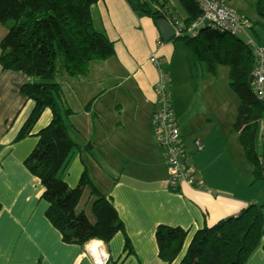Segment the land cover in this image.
Wrapping results in <instances>:
<instances>
[{
	"label": "crops",
	"instance_id": "1",
	"mask_svg": "<svg viewBox=\"0 0 264 264\" xmlns=\"http://www.w3.org/2000/svg\"><path fill=\"white\" fill-rule=\"evenodd\" d=\"M178 3L167 0V8L174 19L176 13L183 19L186 13ZM110 4L122 9L117 23ZM230 6L248 19L241 6ZM133 9L128 0H98L93 4V25L113 41L114 54L91 61L87 73L79 76L68 75L59 59L54 76L63 104L72 111L66 119L70 136L80 146L70 157L64 179L74 187L86 165L91 179L111 198L124 232L115 233L108 243L95 238L84 245L62 240L45 216L48 203L40 198V180L24 164L37 143V132L49 123L52 113L45 108L31 134L15 139L34 106L33 100L20 91L30 77L0 66V264H178L197 229L235 215L250 203H264L263 175L254 173L239 133L232 127L235 120L227 119L226 83L190 59V99L180 103L170 97L168 66L177 46L183 43L162 40L153 20L149 16L136 18ZM257 21H252L254 34L264 26L263 20ZM6 32L0 23V41ZM257 41L264 45L259 36ZM151 52L168 73V97L183 143L202 178V188L183 184L172 191L166 186L168 166L151 124L159 76L149 60ZM197 71L206 74L200 95L193 88L199 81ZM196 101L199 110L192 107ZM196 138L203 143L200 151L194 149ZM261 148L260 122L255 136L258 157ZM92 200L85 188L76 206V212L83 211L91 222L95 220ZM159 224L188 229L171 263L158 256L155 229ZM125 237L132 252L124 251ZM244 264H264L263 245Z\"/></svg>",
	"mask_w": 264,
	"mask_h": 264
},
{
	"label": "trees",
	"instance_id": "2",
	"mask_svg": "<svg viewBox=\"0 0 264 264\" xmlns=\"http://www.w3.org/2000/svg\"><path fill=\"white\" fill-rule=\"evenodd\" d=\"M97 1L0 0V23L7 29L0 41V66L3 70L21 71L30 77L20 91L34 102L15 139L30 135L42 111L50 109L51 120L37 132V143L24 164L40 180V198L48 203L46 218L58 229L64 242L80 245L94 238L108 243L115 233L124 232L111 198L91 179L86 165L74 187L64 179L70 157L80 146L69 133L66 119L72 111L63 104L61 87L54 79L56 61L61 55L68 75L79 76L87 73L91 61L104 60L114 54L113 41L93 25L91 6ZM132 2L135 9L142 10L155 24L159 18L170 23L174 20L167 0H151L154 7L146 0ZM178 2L186 13L183 27L191 26L200 16L196 1ZM255 5L258 15L264 18V0H255ZM252 28L251 23L254 34ZM254 38L257 40L256 34ZM169 41L188 46L193 59L204 63L208 72L215 74L218 65L228 67L229 86L239 100L233 128L239 133L254 173L261 174L255 136L264 119V104L255 97L248 81L255 65L250 46L238 35L206 26L196 35L182 30ZM85 188L93 198V222L83 211L76 212ZM187 234L188 229L159 224L155 229L158 256L171 263ZM260 245L264 247V203H250L235 215L197 229L178 264H244ZM124 251L132 252L128 237H125Z\"/></svg>",
	"mask_w": 264,
	"mask_h": 264
},
{
	"label": "built area",
	"instance_id": "3",
	"mask_svg": "<svg viewBox=\"0 0 264 264\" xmlns=\"http://www.w3.org/2000/svg\"><path fill=\"white\" fill-rule=\"evenodd\" d=\"M200 16L191 26L183 27V22L173 17L171 25L173 35H179L182 30L196 35L201 27H209L218 32L230 35L244 33L245 42L250 46L255 58L251 82L252 92L264 104V45L257 42L250 33L251 23L243 15L233 9L226 0H195ZM149 60L158 69V79L155 83V109L151 115L153 134L168 166L166 186L172 191H178L183 184L202 188V178L191 160V154L183 143L180 125L173 106L168 97V73L163 70L161 61L155 52H151ZM261 152L259 162L264 182V119L261 122ZM195 151L203 148L201 139L193 141Z\"/></svg>",
	"mask_w": 264,
	"mask_h": 264
},
{
	"label": "rangeland",
	"instance_id": "4",
	"mask_svg": "<svg viewBox=\"0 0 264 264\" xmlns=\"http://www.w3.org/2000/svg\"><path fill=\"white\" fill-rule=\"evenodd\" d=\"M146 1H148L149 3L151 2V0H146ZM226 2L228 4L230 3L232 6H235V7L241 6L240 8H243V10L245 11V14L247 15V18L249 19L250 23H252V21H257V19L263 20V22H264V18L259 16L257 13L255 0H229V2H228V0H226ZM129 4H130V6H132L130 2H129ZM178 4L181 6L180 3H178ZM94 5H96V3H94ZM109 7H110L111 15H112L115 23H117L119 21V19L122 17V9L120 7L115 8L111 4L109 5ZM132 12L134 13V16L136 18H143L146 16L142 12V10H140V9H138V10L133 9ZM175 18L182 21V18L180 16V14H178V13H176ZM257 22L259 24V21H257ZM257 22H255V24H257ZM260 25L262 26V22ZM116 31L119 32V29L116 28ZM250 33H251V29H250ZM238 36L243 40L247 39L246 35L244 33H239ZM256 36H259L260 40L264 43V26L258 27V29L256 30ZM150 55H151V53H150ZM59 59L61 60V64H63V57L61 55L57 59L56 63L57 64L59 63ZM190 59H192V62L195 65H198V66L202 65V67L204 69L206 68L204 63L193 59L191 52H190V48L184 44H182V46H180V45L177 46V48L174 52V56L171 60V64H169V66H168V68H169V80L171 81L170 97L174 96V98H176L177 101H180V103H182L184 98L190 99V83L192 84V81H193V79H191V76H190V65L192 67V62L190 61ZM62 67H63V65H62ZM218 67H219V69H218ZM217 69L218 70H216L217 71L216 74L219 77V80L224 81L226 83V87H227V94H226L227 119H230V117H232V120H235L239 100H238L236 93L229 86L228 67L225 65H219V66H217ZM206 71H207V69H206ZM207 72H204V73H207ZM193 73H196V72L193 71ZM208 73L213 75V73H211V72H208ZM197 74L199 75L198 85L196 86V84L194 83L193 88L196 89V93H198V95H200L201 93L199 91L204 86V83H205V77L204 76H206V74H201L198 71H197ZM200 74H201V76H200ZM196 102H197V104H193L192 107L194 109L199 110L200 109V105H199L200 103H198V101H196ZM232 127H233V125H232ZM85 196H86V194H85ZM85 196L82 198V203L86 199Z\"/></svg>",
	"mask_w": 264,
	"mask_h": 264
},
{
	"label": "water",
	"instance_id": "5",
	"mask_svg": "<svg viewBox=\"0 0 264 264\" xmlns=\"http://www.w3.org/2000/svg\"><path fill=\"white\" fill-rule=\"evenodd\" d=\"M129 2L131 3L132 7L135 8L134 3L132 2V0H129ZM156 27L160 33V36L162 38V40L167 41L170 39V37L173 35L174 33V27L171 25L170 22H168L166 19L164 18H159L156 20ZM253 80V74H251L249 76L248 81L251 83Z\"/></svg>",
	"mask_w": 264,
	"mask_h": 264
},
{
	"label": "bare ground",
	"instance_id": "6",
	"mask_svg": "<svg viewBox=\"0 0 264 264\" xmlns=\"http://www.w3.org/2000/svg\"><path fill=\"white\" fill-rule=\"evenodd\" d=\"M91 243H92V242H91ZM93 244H94V246H97V245H98V242L94 240V241H93ZM104 256H105V255H104ZM102 257H103V256H102ZM102 257H101V258H102ZM99 263H100V262H99Z\"/></svg>",
	"mask_w": 264,
	"mask_h": 264
}]
</instances>
